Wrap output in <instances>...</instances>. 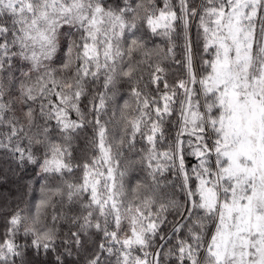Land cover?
I'll use <instances>...</instances> for the list:
<instances>
[{
	"label": "snow or ice",
	"instance_id": "obj_1",
	"mask_svg": "<svg viewBox=\"0 0 264 264\" xmlns=\"http://www.w3.org/2000/svg\"><path fill=\"white\" fill-rule=\"evenodd\" d=\"M6 186L0 264H264V0H0Z\"/></svg>",
	"mask_w": 264,
	"mask_h": 264
},
{
	"label": "trees",
	"instance_id": "obj_2",
	"mask_svg": "<svg viewBox=\"0 0 264 264\" xmlns=\"http://www.w3.org/2000/svg\"><path fill=\"white\" fill-rule=\"evenodd\" d=\"M156 43H161V38L160 37H154ZM14 188V186H11ZM0 192H4L5 194H7L9 192V186H6L4 188H0Z\"/></svg>",
	"mask_w": 264,
	"mask_h": 264
}]
</instances>
